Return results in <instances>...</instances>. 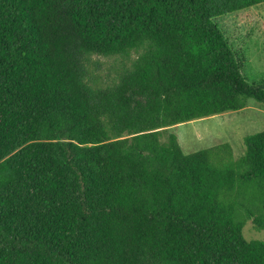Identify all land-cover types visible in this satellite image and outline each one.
<instances>
[{
	"label": "trees",
	"instance_id": "obj_1",
	"mask_svg": "<svg viewBox=\"0 0 264 264\" xmlns=\"http://www.w3.org/2000/svg\"><path fill=\"white\" fill-rule=\"evenodd\" d=\"M261 4L0 0V264H264V131L238 158L167 131L264 107L216 23Z\"/></svg>",
	"mask_w": 264,
	"mask_h": 264
},
{
	"label": "rangeland",
	"instance_id": "obj_2",
	"mask_svg": "<svg viewBox=\"0 0 264 264\" xmlns=\"http://www.w3.org/2000/svg\"><path fill=\"white\" fill-rule=\"evenodd\" d=\"M216 23L239 58L243 76L249 83L261 81L264 77V4L220 17ZM137 57L135 52L127 57H96L92 66L95 78L100 84L110 83L121 71L130 68ZM167 131L176 135L185 153L228 143L238 158L245 154V137L264 131V107L250 100L241 111L179 124ZM243 236L247 241H264V231L255 229L252 221L246 223Z\"/></svg>",
	"mask_w": 264,
	"mask_h": 264
}]
</instances>
